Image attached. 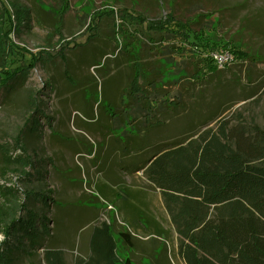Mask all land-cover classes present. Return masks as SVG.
I'll return each instance as SVG.
<instances>
[{"label": "rangeland", "instance_id": "1", "mask_svg": "<svg viewBox=\"0 0 264 264\" xmlns=\"http://www.w3.org/2000/svg\"><path fill=\"white\" fill-rule=\"evenodd\" d=\"M66 1L68 7L65 8L61 0H0V18L2 12L7 11L14 26L11 39L3 42L0 63L6 60L4 70L19 73L0 90V202L2 187L18 191L29 189L21 176L24 171L31 173L33 168L39 167L46 175L38 182L31 180L33 190L43 191L42 197L49 196L50 200L62 203H56V214L47 206L41 207L40 196L31 204H35L38 212L43 209L41 212L51 219L56 216V226L49 227L55 231L54 240H59L55 247L62 251L66 264H74L77 258L88 254L90 225H85L84 206L101 209L99 221H116L113 236L118 252L128 256L133 264H185L177 253L178 239L160 192L145 181L141 172L124 174L122 179L124 184L137 190L160 234L147 225L140 231L127 227L115 208L101 198V202L92 199L98 197L94 192L98 181L111 179L113 164L120 159V153L109 147L110 134L123 144L126 136L138 135L135 129L142 132L145 127L142 118L140 120L144 111L138 105L135 110H128L130 115L139 118L136 122L131 123L132 117L122 116L126 118L123 123L116 115L120 107L115 109V105L119 97L122 98L133 72L131 66H126L131 61L122 54L113 57L106 53L114 47V20L105 13L110 9H124L149 19L172 13L177 19L188 21L191 29L215 33L251 54L250 59L238 60L214 74L204 73L197 80L185 76L180 78L181 82L175 66L158 59L161 82L176 81L172 87H166L170 91L168 100L176 104L166 102L156 106L158 112L163 113L159 120L165 123L158 136L167 144H175L207 127H214L221 119L245 123L253 120L264 125V0ZM100 11L102 16L96 25L98 34L84 45L93 25L90 19ZM61 13L62 26L57 32L54 27ZM19 17L25 19L21 27ZM129 28H136L141 34L146 31L145 23L142 27L132 24ZM171 41L165 40V46ZM63 46L67 47L62 50ZM166 50L168 59L176 61V68L185 67L189 74L197 69L192 60L180 61L179 56L173 57L168 48ZM145 53L143 51V57ZM123 61L126 65L121 63ZM153 67L150 64L148 70ZM125 101L129 105L134 103ZM89 109L92 112L87 116L84 111ZM32 118L36 120L33 123ZM141 138L140 144H146L147 137ZM91 147L94 154L79 153L78 149ZM109 154H113L110 160ZM27 158L32 163L30 166L23 164ZM60 210L70 214L72 219L66 222L60 219ZM143 231L147 235L142 234ZM30 252L32 256L15 253L14 264H46L43 249Z\"/></svg>", "mask_w": 264, "mask_h": 264}, {"label": "trees", "instance_id": "2", "mask_svg": "<svg viewBox=\"0 0 264 264\" xmlns=\"http://www.w3.org/2000/svg\"><path fill=\"white\" fill-rule=\"evenodd\" d=\"M61 1L65 8L68 7L66 0ZM2 14L0 60H3V42L11 39L14 30L8 12L3 11ZM105 14L114 20V47L106 53L113 57L122 54L131 62L128 65L124 61L121 63L131 66L133 72L130 83L122 92V98L119 97L115 105V109L120 107L116 115L122 118L123 123L128 117H132L131 123L136 122L139 118L130 115L128 110L131 112L139 106L144 111L140 120L142 118L145 123L143 133L135 129L139 136L128 135L123 144L110 134L112 142L109 147L120 153V159L113 164L112 174H116L113 172L116 167L128 174L141 171L144 179L160 192L178 239L177 253L185 264H264V125L253 120L245 123L221 119L214 127H207L185 141L167 144L158 136L165 123L159 120L163 113L158 112L156 107L157 103L176 104L168 100L170 91L166 88L167 85H175L176 81L161 82L158 59L172 63L179 79L191 76L197 80L204 73L214 74L228 67L218 68L211 56L213 51H229L234 58L230 65L238 60L250 59L251 54L231 40L224 41L215 33L191 29L188 21L179 20L172 13L157 19H149L124 9H110ZM62 16L63 13L58 16L57 26L54 27L57 32L61 30ZM101 16L100 11L90 19L93 25L89 28L91 33L84 45L98 34L96 25ZM23 20L19 17L20 27ZM144 23V34L136 31V28H129L132 24L142 27ZM168 39L172 43L165 46V40ZM113 42L110 41L112 46ZM67 46H63L62 50ZM76 47L80 48L79 45ZM166 48L173 57L179 56L180 61L192 60L197 69L189 74L185 67L176 68V61L168 59ZM143 51L148 60L143 57ZM150 64L154 67L148 70ZM5 66L6 60L0 63V71H4L0 73V90L19 75L18 71L4 70ZM125 100L134 103L129 105ZM108 104L112 105L110 101ZM90 112L91 109L84 111L87 116ZM37 113L39 116L42 114L38 110ZM35 121L32 118V123ZM34 126H37L36 123ZM142 136L148 140L144 145L139 142ZM92 148L78 150L79 153L94 154ZM112 155H108V160ZM27 160H23V164L30 166L32 163L29 158ZM45 175V171L39 167L33 168L31 173L24 171L21 176L28 183L29 189L18 191L1 188L0 264H14L17 261L15 253L32 256V249H43L46 264H66L62 251L55 247L59 241L54 240L55 231L49 227L56 226V216L51 219L47 213L41 212L43 209L38 212L35 204H31L45 194L33 190L31 180L38 182ZM94 192L98 197L92 195V199L101 202V198L115 208L127 227L136 231L147 225L153 228L154 233L160 234L145 202L139 199L137 190L131 189L130 185L123 182L114 188L100 180ZM40 199L41 207L44 205L49 210L53 209L54 214L57 205L62 203L50 200L49 196ZM60 211V219L65 222L72 219L70 214ZM142 234L147 235L144 231ZM87 247V256L77 258L74 264H133L128 256L119 254L111 224L107 221H98L90 226Z\"/></svg>", "mask_w": 264, "mask_h": 264}, {"label": "crops", "instance_id": "3", "mask_svg": "<svg viewBox=\"0 0 264 264\" xmlns=\"http://www.w3.org/2000/svg\"><path fill=\"white\" fill-rule=\"evenodd\" d=\"M115 172L116 174H114V177L111 178V179H108V180H102L104 182H106L107 184H109L110 186H113L114 188L118 185H121L123 183V175L126 174V175H130L128 173H126L124 170L116 167V169L113 171ZM138 172H141V171H136L132 174H136ZM141 175H142V172H141ZM146 181V180H145ZM163 204V203H162ZM164 207V206H163ZM85 208V209H84ZM84 211L85 213L83 214V217H84V221H85V225L87 224L88 225H93L95 223H97L99 221V217H100V214H101V209L100 210H97L95 208H87L86 206H84ZM165 209V208H164ZM166 211V210H165ZM116 212L118 213V211L116 210ZM116 213V214H117ZM119 215V213H118ZM120 216V215H119ZM121 217V216H120ZM122 219V217H121ZM112 223V224H111ZM111 228H112V232H114L115 230H113L117 223L116 221L113 219V221L111 222ZM140 223V222H139ZM156 223V222H155ZM90 228V227H89ZM137 231H140V229H137ZM89 232V231H88ZM88 235V234H87Z\"/></svg>", "mask_w": 264, "mask_h": 264}, {"label": "built area", "instance_id": "4", "mask_svg": "<svg viewBox=\"0 0 264 264\" xmlns=\"http://www.w3.org/2000/svg\"><path fill=\"white\" fill-rule=\"evenodd\" d=\"M211 56L218 68L229 66L233 62V55L229 51L217 50L211 53Z\"/></svg>", "mask_w": 264, "mask_h": 264}]
</instances>
